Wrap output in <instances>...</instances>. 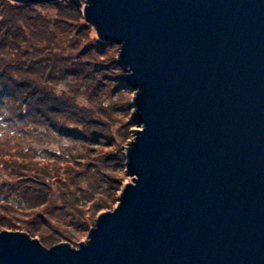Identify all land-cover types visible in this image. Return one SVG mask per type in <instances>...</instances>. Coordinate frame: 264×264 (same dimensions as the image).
Segmentation results:
<instances>
[{"label":"water","instance_id":"water-1","mask_svg":"<svg viewBox=\"0 0 264 264\" xmlns=\"http://www.w3.org/2000/svg\"><path fill=\"white\" fill-rule=\"evenodd\" d=\"M85 1L136 91L132 183L77 249L2 231L0 264H264V0Z\"/></svg>","mask_w":264,"mask_h":264},{"label":"rangeland","instance_id":"rangeland-1","mask_svg":"<svg viewBox=\"0 0 264 264\" xmlns=\"http://www.w3.org/2000/svg\"><path fill=\"white\" fill-rule=\"evenodd\" d=\"M58 1L60 0L52 3ZM66 1L71 3L76 12L66 5L60 7L58 10L60 13H67L70 19L68 22L66 21L64 28L61 30L66 31L65 35L60 36V33H57L58 39L56 42L58 43L59 50L65 51L66 57L78 58L77 60L81 63L87 61L88 65L94 62L97 64L92 65V67L84 65L86 67L79 68L78 72L80 74L76 75L86 78L85 85L89 93L86 96L82 98L76 97L78 93L75 92L76 95L74 96L73 90L69 93L70 89L66 85L67 82L55 86L54 91L58 95L64 94L68 97L80 98L77 100L76 105L80 109V112L82 111L78 119L82 118L85 121L86 132L84 138L91 139L94 136V140L101 143L100 146L94 143L97 147L95 152L89 154V166L86 167V170L82 167L81 171L86 183L91 181L90 178L94 175L99 176L101 180L111 179L116 181L117 179L121 183V186H118L119 191L110 192L111 195L108 197L110 198V201L108 200V206L110 207L108 211H113L117 206V200L123 188L132 183L126 153L129 144L136 138V130H142V126H137L132 119L134 112L133 98L136 91L126 84L127 73L117 64V57L120 51L119 46L100 40L94 27L84 20L83 6L86 5V1L80 0V8L69 0ZM10 2L20 5H40ZM58 11L49 10L47 7L37 8L36 10L39 14L50 13L53 17L57 15ZM5 23L7 25L3 28V25H0V33L10 26V21L7 20ZM105 43L110 45H106ZM101 48L105 49L101 50ZM44 60L45 58H42L36 65V68L40 72H44V74L38 75L39 78H44L43 80L50 79V74L53 72L50 68H41V63ZM62 61L64 62V59ZM65 63L68 65L69 62ZM49 79L47 81L37 79L38 82H35L34 79H23L20 84H29V87H25L24 90L27 95L31 96L32 102L34 100H40L41 102V98H43V101L49 103L50 100L42 90L48 82L54 84ZM10 82L9 75L4 76L0 81V232L25 233L30 239L37 240L45 248L67 243L72 248L77 249L80 243L87 241L88 230L93 226L84 232L61 224L63 219L60 217L59 210L62 212H66L67 210H64V204H60L61 201L57 200V198L61 199L59 197L61 194L57 191L56 184H52L51 186L48 184L49 188H46L48 195L52 198L50 204L47 201L46 204L39 205L41 192L45 194L46 191L38 188L37 185L51 182V180H46L45 182L40 179L35 180V178L30 177V172L21 170V167L24 166L23 163L19 160L13 162V159H9L8 161L7 158V155L12 158L19 152L21 147L27 148L33 154L36 153L39 159L44 158L45 155L50 154L49 151H58L61 146L68 150L70 142L54 139L44 129H42L43 132H36L32 127L26 128V130L21 129L19 124L14 121L19 116L18 112H20L17 108L18 104L12 103L14 92L11 91L12 88L9 89L5 86L10 84ZM48 87H50L49 84ZM20 91L23 94V90L21 89ZM47 91L50 92V89L48 88ZM82 94H85L84 90H82ZM95 94H100L103 100L104 113L93 109V103L95 102L92 101V96L90 97L89 95H94L95 97ZM69 104L62 103V105L67 106L73 111ZM53 110V107H41L39 110L33 111L34 113L30 112V116L35 118L36 115H39L41 117L40 111L50 116L53 114ZM23 113L27 114L28 112L24 110ZM44 149L46 150L44 151ZM88 150L93 151V147L88 146ZM95 157H100V163L102 164L96 165ZM112 165H116V167ZM118 166L121 168H118ZM73 191L74 189L70 187L69 190H65L63 193H73ZM82 198L89 199V197L80 196L81 200ZM55 199L58 204L56 206ZM105 212L107 211L96 213L97 215L93 220L94 223L98 215ZM49 214L51 215L50 218L48 217ZM71 214L74 217L77 215V211H73Z\"/></svg>","mask_w":264,"mask_h":264},{"label":"trees","instance_id":"trees-1","mask_svg":"<svg viewBox=\"0 0 264 264\" xmlns=\"http://www.w3.org/2000/svg\"><path fill=\"white\" fill-rule=\"evenodd\" d=\"M64 5L76 12V9L66 0L40 5H20L11 3L8 0H0V25L2 24L3 28L7 25L5 22L7 20L10 21V26L0 33V81L4 76L9 75L11 82L5 86L9 89L12 88L11 91L14 92L12 103H17L18 111L21 112H18L19 116L14 121L19 124L21 129L26 130V128L32 127L36 132H43L42 129H44L52 138L70 142L68 144L69 151L61 146L58 151H49L50 154L45 155L44 158L39 159L36 153L33 154L24 147H21L19 152L12 158L9 155H7V158L8 161L13 159V162L19 160L23 163L24 166L21 167V170L30 172V177L35 178V180L40 179L43 182L51 180V182L37 185L38 188L46 191L45 194L41 192L39 205H44L47 201L50 204L52 198L48 195L46 188H49L48 184L50 186L56 184L55 187L61 194L59 196L61 199L57 198V200L61 201L60 204H64V210H67L66 212L59 210L60 217L63 219L61 224L85 232L91 226H94L93 220L98 212L110 209L108 206L110 192L119 191L121 183L117 179L116 181L111 179L101 180L96 175L92 176L90 178L91 181L86 183L81 171L82 167L86 170V167L89 166V154L95 152L97 147L94 143L99 144L98 146L101 143L94 140V136L91 139L84 138L86 132L85 121L82 118L78 119L82 111L80 112L76 104L77 100L89 93L85 85L86 78L76 75L80 74L78 72L79 68L92 67V65L97 63L94 62L88 65V62L83 60L81 63L77 60L78 58L66 57L65 51L59 50L56 42L58 39L57 33H60V36H64L66 31L61 30L64 28L66 21L70 20L67 13L58 11ZM44 7L53 11L57 10V15L53 17L50 13L39 14L36 12L37 8ZM103 49L105 48H101V50ZM42 58H45V60L41 63V68L46 67V69L50 68V70H53L50 74V79L43 80L44 78L41 79L38 76L44 74V72H40L36 68L37 62ZM62 59H64V62ZM65 62H69L68 65ZM50 75L48 76L50 77ZM23 79H34L35 82L49 79L50 82H54V84L48 82L50 87L47 84L42 88L50 102L43 101V98H41V102L40 100L32 102L31 96L27 95L24 90L25 87H29V84H20ZM64 82H67L66 85L70 89L69 93L73 90L74 96L78 93L76 97H80L79 99L68 97L64 94H56L54 87ZM48 88L50 92L47 91ZM21 89L23 94L20 91ZM82 90H84L85 94H82ZM89 96H92V101L95 102L93 103V109L104 113L103 100L100 94H95V97L94 95ZM62 103H70L69 106L72 107L73 111L62 105ZM41 107H53V114L49 116L47 113L40 111L41 117L39 115H36L35 118L30 116V112L39 110ZM24 110L28 113L24 114ZM88 146L93 147V151L88 150ZM94 160L96 165L102 164L100 163V157H95ZM112 163L114 164L113 160ZM112 166L116 167V165ZM118 168L121 167L118 166ZM79 179L81 181L78 182ZM70 187L74 189L73 193H63L65 190H69ZM80 196L89 197V199L82 198L81 200ZM57 200L55 199V206L58 205ZM73 211H77V215L74 217L71 214ZM48 217L50 218L51 215L49 214Z\"/></svg>","mask_w":264,"mask_h":264}]
</instances>
